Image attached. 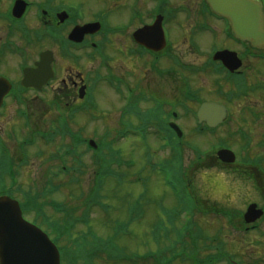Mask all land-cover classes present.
I'll list each match as a JSON object with an SVG mask.
<instances>
[{
	"label": "flooded vegetation",
	"instance_id": "1",
	"mask_svg": "<svg viewBox=\"0 0 264 264\" xmlns=\"http://www.w3.org/2000/svg\"><path fill=\"white\" fill-rule=\"evenodd\" d=\"M16 1L3 0L8 13ZM24 2L25 14L18 19L12 15L14 24L8 20L6 33L0 36V61L7 55L19 58L17 66L0 62L4 82L21 80L49 49L54 76L48 85L60 84L65 89L62 98H99L103 87H109L124 109L134 107L140 118L156 113V119L163 120L173 106L183 127L191 113L186 98H264V41L252 47L235 37L230 20L217 14L208 0H113V5L105 0L103 7L97 0ZM92 22L100 23L97 31L85 33L81 41L70 39L75 28ZM187 48L198 60L187 61L183 54ZM223 50L236 56L226 63V55L216 57ZM72 65L79 69L70 70ZM209 73L213 87L205 97L187 74ZM175 83L182 86V97L170 105L161 91L163 84L171 88ZM29 90L39 97L36 90ZM247 108L243 99L237 119ZM158 124L163 127V121Z\"/></svg>",
	"mask_w": 264,
	"mask_h": 264
},
{
	"label": "rangeland",
	"instance_id": "2",
	"mask_svg": "<svg viewBox=\"0 0 264 264\" xmlns=\"http://www.w3.org/2000/svg\"><path fill=\"white\" fill-rule=\"evenodd\" d=\"M88 1L93 2L95 0ZM101 1V6L103 7L105 0ZM101 1L97 0L99 3H101ZM108 2L113 5V0H108ZM7 7V2L0 1V12L5 11ZM6 26L7 25L0 20V36L6 33ZM176 27L177 26H175V29L177 30ZM183 54L189 62L198 60V57L190 52L188 48ZM2 61L8 64L13 63L15 66L19 63V59L10 55H7ZM84 64L87 65V63ZM68 68L70 70L79 69L75 65ZM170 75L171 77H175L174 73ZM187 75L191 78V81L196 84V87L203 91L205 97H210V89L213 87V76L210 73L198 77L191 74ZM60 88L61 85L56 83L52 88L47 89L45 93H42L40 97L28 94L29 98H26V103H24L23 106H18L17 104L10 102L7 109L3 112L2 117H0V127L4 130L3 134L5 142L8 146V150L11 152V157L18 162L21 151L23 150H26V153L29 156V161L19 167L21 184L25 189L32 188L34 192L44 191L49 180L55 179L53 182L61 184L62 187L57 194H54L51 197L57 199L59 202L66 201L67 203L71 202L75 206H81V209L78 210V213L75 216H82L88 201L89 193L94 188L95 172L97 170V166L92 159V153L85 157L87 167L84 169L85 173L78 175V180L80 181L77 183L76 181L78 180L73 179V181H71L69 178H65L61 173L63 160L59 159L58 155H55L61 140L45 144L38 139L29 144L30 146L26 145V148H23L25 140L31 139L35 136V132L47 131L51 129L49 126L56 127L57 119L60 118L61 115L63 117L62 119H67L70 123L68 111L70 108L69 104L72 100L71 98H62L61 91L64 93L65 89ZM163 88L164 90L161 91V94L166 99L165 101L169 102L170 105L176 101L177 97H182V86H179L178 83L172 84L171 88L166 87V84H163ZM99 93V98H96V100L99 104L98 108L101 109V111H105V122L102 121L103 118L102 120L91 119L90 114L95 111L92 110L91 112L84 113L81 117L77 118L75 126L82 118L83 126L86 128V134L83 135L84 137L89 138L97 136L104 139V143L114 142L115 144V139L117 137L115 134L120 125L119 115H117V113L120 111L121 100L106 87H103V91H100ZM204 99L210 100L213 98ZM258 101H260L259 98H250L246 100V103L248 107H251L250 104L257 106L254 110H257L258 113L264 117V108H259L260 103ZM239 104L242 105V102H237V109ZM18 108L28 110V119L26 117L24 118V116L19 117ZM100 114L105 116L104 113ZM243 114H246L250 119L249 123L244 128L248 131L251 142L241 140L242 138L239 137L240 135L237 133L238 126L234 124L231 127L230 125L226 127V133L232 135L230 136L231 139L228 140V143L238 150L240 157L248 156L254 158L258 157V155L264 157V147L257 148L258 143L264 134V122L256 123L258 122L257 119L253 120L247 109ZM237 121L241 122V118H238ZM71 125H74L73 122H71ZM181 125H183V128L186 131L184 142L186 144L185 150L188 161L198 158L197 154L193 151L192 146H197L204 150L211 144L217 142L215 140L216 137L208 135L199 136L195 134L194 123L190 117L185 118ZM95 130L99 131L93 133ZM120 142H116V145L122 150L123 158H125L126 161L131 159L138 161L140 153H142L141 159L146 158V154L144 153L147 151L144 150V146L141 145L138 139L131 138L130 140V138H128L124 141L120 140ZM245 143L252 144L250 146V148H252L250 155H242ZM135 144H137L140 150L133 153V148H137ZM151 144H153V142H151ZM20 148L22 150H20ZM156 150H152V152L156 154ZM233 169L234 168L232 167L227 171L217 169L216 173L212 176L207 174V172H199L198 175H200L201 178L197 175V179L194 182L195 184L191 189L194 190L196 193L195 195L200 198L201 204L208 203L209 205H214L220 209L224 208L234 211L237 224L244 227L240 221V215H242L241 219H243V216H246L245 212L248 211L251 203H257L258 207L264 211V180L258 175L257 179L250 182L245 177H240L238 174L234 173ZM119 170L125 172L127 177L120 181L116 178L107 179L102 191L105 196V202L110 203L112 207L104 212L99 205H96L86 213L88 214L90 227L93 231L96 234L101 235L102 239L105 238L110 240L112 250L109 251L111 255L114 253L115 256L110 258L108 254H103L97 264H131V262H127V260L119 257V247L128 254H132L133 252L143 254L146 253L148 249L156 250L157 245L155 246L153 242L152 233L153 230L157 229L155 226L156 221H163L165 215L163 214V209L165 207H171L175 202L174 195L165 185L164 179L160 178L159 175L148 173L149 177H152V182L147 185V187L150 188L148 198L151 200L152 206L149 208L145 217L141 220L137 219V214L133 213L131 206L136 198L135 195L141 191L143 185L141 184L136 187V184H134L135 176L131 174L129 168H119ZM133 170L132 173H135L136 168ZM247 171H252V168L247 169ZM58 174L59 176H56ZM83 194L84 196H82ZM56 217L59 218L58 216ZM206 217L207 216H202V214L197 217L204 227L205 234L213 236L219 230H222L223 232L224 229L225 232L222 234V239L227 250L233 251L234 255L238 259L245 261V263L247 261L256 262L259 257H262L264 264V243L260 248H254L252 246V243L254 244L256 241H264V236H260L262 235L261 231H264V222L261 223L259 228H254L251 233L247 235H235L238 233L236 230L233 231L231 229V226L227 224L225 218H218L214 215ZM87 231L88 227L85 224L80 223L77 225L74 234L78 237L82 236L83 233ZM256 252H259V255L257 253V255L253 256V253ZM260 252L262 255H260Z\"/></svg>",
	"mask_w": 264,
	"mask_h": 264
},
{
	"label": "water",
	"instance_id": "3",
	"mask_svg": "<svg viewBox=\"0 0 264 264\" xmlns=\"http://www.w3.org/2000/svg\"><path fill=\"white\" fill-rule=\"evenodd\" d=\"M4 204L6 205V206H8L10 209H11V211H12V213H13V216H14V219H15V221H17L16 219H18L19 220V216H18V212H17V210H16V208L15 207H13L12 205H11V203L10 202H8V201H5L4 202ZM15 208V209H14ZM17 212V213H16ZM259 216V214H253L252 215V219L254 218V217H258Z\"/></svg>",
	"mask_w": 264,
	"mask_h": 264
},
{
	"label": "trees",
	"instance_id": "4",
	"mask_svg": "<svg viewBox=\"0 0 264 264\" xmlns=\"http://www.w3.org/2000/svg\"><path fill=\"white\" fill-rule=\"evenodd\" d=\"M221 258H222V256H220L218 253L217 254H213V256H212L213 264H220L219 261H220ZM254 264H263V260L261 259V257L256 262H254Z\"/></svg>",
	"mask_w": 264,
	"mask_h": 264
},
{
	"label": "bare ground",
	"instance_id": "5",
	"mask_svg": "<svg viewBox=\"0 0 264 264\" xmlns=\"http://www.w3.org/2000/svg\"><path fill=\"white\" fill-rule=\"evenodd\" d=\"M217 1H219V0H217ZM260 32L263 33L264 31L263 30H260Z\"/></svg>",
	"mask_w": 264,
	"mask_h": 264
}]
</instances>
